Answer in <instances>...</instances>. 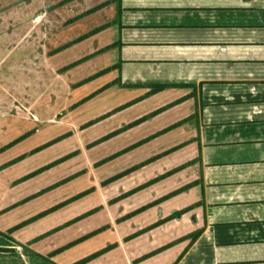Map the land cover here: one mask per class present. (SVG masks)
<instances>
[{"label": "crops", "instance_id": "0c3cea01", "mask_svg": "<svg viewBox=\"0 0 264 264\" xmlns=\"http://www.w3.org/2000/svg\"><path fill=\"white\" fill-rule=\"evenodd\" d=\"M21 3L22 8L20 0H0V109L11 77L25 76L31 48L26 19L33 8ZM99 9L102 30L74 37L62 49L100 37L88 55L74 62L113 55L94 68L93 76L109 70L98 77L106 80L100 95L120 91L121 101L138 107L130 123L135 128L158 124L146 140L183 135L177 140L183 143L169 151L190 147L201 158L208 223L189 249L177 243L134 263L139 248L116 247L83 264H264V0H115ZM41 17L30 29L35 44L43 38ZM47 29L54 48L57 11ZM55 55L51 64L57 68ZM155 85L169 87L150 94ZM7 226L0 227V264H76L71 258L59 261L64 251L52 255L54 247L34 241L41 234L27 235L33 230L4 237ZM178 229L179 224L166 223V241Z\"/></svg>", "mask_w": 264, "mask_h": 264}, {"label": "rangeland", "instance_id": "374dc122", "mask_svg": "<svg viewBox=\"0 0 264 264\" xmlns=\"http://www.w3.org/2000/svg\"><path fill=\"white\" fill-rule=\"evenodd\" d=\"M32 1L25 0L26 7L33 8L27 9L31 48L25 76L11 77V91L1 101L0 227L8 225L2 235L33 230L27 235L41 234L34 241L54 247L52 255L64 251L59 261L71 258L76 264L102 255L107 247L139 248L134 263L177 243L189 249L208 223L201 158L194 157L190 147L167 152L182 142L177 141L182 134L146 140L158 124H130L138 107L121 101L120 91L100 95L106 80L93 76L94 68L113 55L74 63L88 55L100 37L62 49L74 37L100 32L104 13L99 8L115 0ZM54 11L59 13L60 31L51 48L47 27ZM41 15L43 38L35 44L30 29ZM53 55L60 61L57 68L51 64ZM16 78L20 84L13 83ZM184 214L186 218L175 222ZM169 222L179 224V231H171V243L166 241Z\"/></svg>", "mask_w": 264, "mask_h": 264}, {"label": "trees", "instance_id": "16d2710c", "mask_svg": "<svg viewBox=\"0 0 264 264\" xmlns=\"http://www.w3.org/2000/svg\"><path fill=\"white\" fill-rule=\"evenodd\" d=\"M97 10V9H96ZM85 60V59H84ZM80 62H83V60H81V61H78V63H80ZM107 71H109V70H107ZM107 71H103V72H101V73H99V74H97L95 77H99V75H101V74H104V73H106ZM169 86L168 85H155V86H151L150 88L152 89L151 90V93L150 94H155V93H158V92H161V91H163V90H165L166 88H168ZM175 149H172V150H170V151H167V152H173ZM167 154V153H166ZM197 162V161H196ZM184 167V166H183ZM183 167H181V168H183ZM189 210V207L187 208V209H185V210H183L182 211V213H185V212H187ZM181 213V212H180ZM178 215H180V214H177V215H175V216H178ZM172 217H174V216H172ZM171 218V217H170ZM169 219V218H168ZM168 219H166V222L168 221ZM194 234V233H193ZM193 234H190V235H188V238H190V237H192V236H194ZM195 234H197V232H195ZM110 248V247H109ZM109 248L107 247V248H105L102 252H107L108 250H109ZM95 258V257H94ZM91 259H93V258H90L89 260H91ZM82 263V261L81 262H78L77 264H81Z\"/></svg>", "mask_w": 264, "mask_h": 264}]
</instances>
